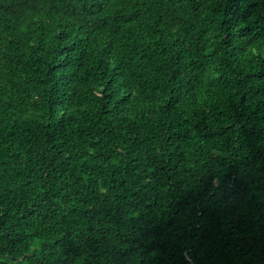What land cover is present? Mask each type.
Returning a JSON list of instances; mask_svg holds the SVG:
<instances>
[{"label":"trees","instance_id":"1","mask_svg":"<svg viewBox=\"0 0 264 264\" xmlns=\"http://www.w3.org/2000/svg\"><path fill=\"white\" fill-rule=\"evenodd\" d=\"M0 264H264V0H0Z\"/></svg>","mask_w":264,"mask_h":264}]
</instances>
